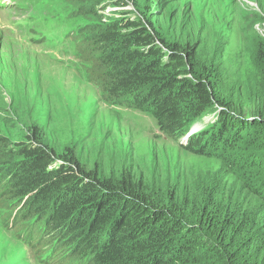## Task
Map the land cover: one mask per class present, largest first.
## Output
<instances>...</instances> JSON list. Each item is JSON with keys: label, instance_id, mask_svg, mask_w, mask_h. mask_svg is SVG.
<instances>
[{"label": "trees", "instance_id": "1", "mask_svg": "<svg viewBox=\"0 0 264 264\" xmlns=\"http://www.w3.org/2000/svg\"><path fill=\"white\" fill-rule=\"evenodd\" d=\"M117 1L77 6L97 20L74 36L92 85L109 104L149 113L162 135L218 168L161 184L130 173L102 180L27 137L0 169V208L27 247L51 248L58 264H264V71L259 94L226 91L219 63L198 75L197 47L167 44L150 20L99 19ZM259 45L254 63L264 68Z\"/></svg>", "mask_w": 264, "mask_h": 264}, {"label": "rangeland", "instance_id": "2", "mask_svg": "<svg viewBox=\"0 0 264 264\" xmlns=\"http://www.w3.org/2000/svg\"><path fill=\"white\" fill-rule=\"evenodd\" d=\"M90 1L0 0V141L7 143L4 155H10L4 160L0 154V169L18 158L10 150L37 136L54 154H72L102 180L130 173L161 184L215 171L213 160L193 156L162 135L149 113L109 104L92 85L74 41L84 27L96 25L91 16L78 15L77 6ZM117 3L95 8L99 19L125 13L150 20L167 44L197 47L191 64L198 75L219 63L217 78L226 91L259 94L264 68H256L254 61L259 43L264 45V0ZM209 119L196 125L203 127ZM11 213L8 206L0 208V264H58L51 248L26 246L21 230L9 224Z\"/></svg>", "mask_w": 264, "mask_h": 264}, {"label": "water", "instance_id": "3", "mask_svg": "<svg viewBox=\"0 0 264 264\" xmlns=\"http://www.w3.org/2000/svg\"><path fill=\"white\" fill-rule=\"evenodd\" d=\"M201 129H202V127H200V126H198V125H194V126L191 128L190 132L184 137L183 140L186 141L191 135H193V134L199 132Z\"/></svg>", "mask_w": 264, "mask_h": 264}]
</instances>
